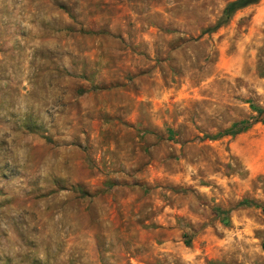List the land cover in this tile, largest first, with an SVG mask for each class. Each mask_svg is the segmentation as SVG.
<instances>
[{"label":"rangeland","instance_id":"rangeland-1","mask_svg":"<svg viewBox=\"0 0 264 264\" xmlns=\"http://www.w3.org/2000/svg\"><path fill=\"white\" fill-rule=\"evenodd\" d=\"M232 1L0 0V264H264V115L231 135L264 0Z\"/></svg>","mask_w":264,"mask_h":264},{"label":"trees","instance_id":"trees-1","mask_svg":"<svg viewBox=\"0 0 264 264\" xmlns=\"http://www.w3.org/2000/svg\"><path fill=\"white\" fill-rule=\"evenodd\" d=\"M260 0H234L230 3H228L223 11V19L220 23L217 24V26H219L222 23H226L227 20L229 19V17L237 10L244 8L248 5H252L257 3ZM258 117L254 118L253 120H250L249 122H240L235 126V130H233L231 132V135H236L240 132H242L243 130H246L248 128H250L252 125H254L255 123L261 121L259 120V117L261 115H264V110H258Z\"/></svg>","mask_w":264,"mask_h":264},{"label":"crops","instance_id":"crops-1","mask_svg":"<svg viewBox=\"0 0 264 264\" xmlns=\"http://www.w3.org/2000/svg\"><path fill=\"white\" fill-rule=\"evenodd\" d=\"M261 124H264V122H261ZM251 172L256 175H264V146L261 148L257 160L252 163Z\"/></svg>","mask_w":264,"mask_h":264},{"label":"bare ground","instance_id":"bare-ground-1","mask_svg":"<svg viewBox=\"0 0 264 264\" xmlns=\"http://www.w3.org/2000/svg\"><path fill=\"white\" fill-rule=\"evenodd\" d=\"M263 7V6H262ZM260 9H261V7H260ZM248 10H250V9H248ZM263 11V9L262 10H260V12H262ZM257 14H258V12H257ZM255 17V16H254Z\"/></svg>","mask_w":264,"mask_h":264}]
</instances>
